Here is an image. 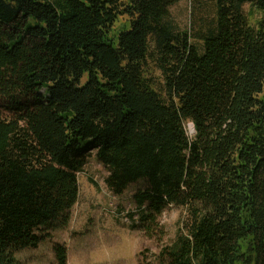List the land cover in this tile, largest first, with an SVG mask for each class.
I'll return each mask as SVG.
<instances>
[{"label": "trees", "instance_id": "obj_1", "mask_svg": "<svg viewBox=\"0 0 264 264\" xmlns=\"http://www.w3.org/2000/svg\"><path fill=\"white\" fill-rule=\"evenodd\" d=\"M179 1L0 0V264L68 227L92 155L113 196L143 181L145 236L185 208L165 264H264V0H191L214 10L200 46Z\"/></svg>", "mask_w": 264, "mask_h": 264}, {"label": "rangeland", "instance_id": "obj_2", "mask_svg": "<svg viewBox=\"0 0 264 264\" xmlns=\"http://www.w3.org/2000/svg\"><path fill=\"white\" fill-rule=\"evenodd\" d=\"M243 11L251 24H254L260 16L256 10L250 8L248 3L243 5ZM213 13V6L208 1L180 0L170 7L167 20L176 30L187 31L191 35V41L200 46L197 34L210 24ZM127 22L128 18L121 16L115 27L118 29ZM147 76L160 91L162 76L153 62H149ZM189 134L193 135V133ZM87 162L78 176L80 199L78 205L72 209L68 227L52 232L50 238L36 248L16 252L14 264H57L53 251L55 243L66 246V264H165L161 251L171 246L180 234L185 233L183 224L188 215L185 208L169 206L163 210L158 216L157 229L153 231L152 237L145 236L138 229L129 233L119 230L120 236H114L111 233L113 231L111 227L119 225V221H114V212L131 210L134 206L132 195L141 189L144 183L143 181L133 183L122 195L112 197L107 194L108 191L104 185L103 179L106 175L104 167L98 163L94 155ZM97 195H101L109 202L96 205L97 209L93 211L95 207L93 196ZM81 202L84 203L82 206ZM85 204L90 206L89 210L86 209L83 214L80 209ZM79 214L85 216L82 223L79 221ZM86 216H89L87 220Z\"/></svg>", "mask_w": 264, "mask_h": 264}, {"label": "crops", "instance_id": "obj_3", "mask_svg": "<svg viewBox=\"0 0 264 264\" xmlns=\"http://www.w3.org/2000/svg\"><path fill=\"white\" fill-rule=\"evenodd\" d=\"M83 169H84V167H83ZM82 169V170H83ZM78 182H79V177H78ZM108 191V190H107ZM108 195L110 194V195H112L109 191H108V193H107ZM79 196H80V183H79ZM78 196V200H77V203L74 205V207L76 206V205H78V203H79V199H80V197ZM112 197H115V196H113L112 195ZM93 201L95 202V207H94V209H93V211H96V209H97V207H96V205H98V204H100V205H102L103 203H105L106 201L107 202H109V200H106L104 197H102L101 195H97V196H93ZM92 203V202H91ZM82 204H84L83 202H81L80 203V205L82 206ZM86 206V207H85ZM85 206L83 207V208H81L80 210H81V212L84 214V211L86 210V209H88L89 208V206H90V204H85ZM112 206V205H111ZM107 209H111V208H109V207H106ZM105 208V209H106ZM89 210V209H88ZM80 215V222L82 223L84 220V217L85 216H83V215H81V214H79ZM89 216H90V214H88ZM89 216H86V220L88 219V217ZM111 217L113 218V216L111 215ZM71 221V220H70ZM114 221H119L118 220V218H115L114 217ZM119 225H121V227L123 226V228H121ZM119 225H116V226H112L111 228H112V230L113 231H111V233H112V235H114V236H120L118 233H120L119 232V230L121 231V230H124V232H126V233H129L130 231H133V230H135V229H133V225H124V224H122L120 221H119ZM124 227H126V228H124ZM129 231H128V230Z\"/></svg>", "mask_w": 264, "mask_h": 264}, {"label": "built area", "instance_id": "obj_4", "mask_svg": "<svg viewBox=\"0 0 264 264\" xmlns=\"http://www.w3.org/2000/svg\"><path fill=\"white\" fill-rule=\"evenodd\" d=\"M127 213H128V210H126V211H124V212H122V213L119 214V217H120V219H121V221L123 223L130 224V223H133V222H137L138 221V218H137L136 215L131 218V217H129L127 215Z\"/></svg>", "mask_w": 264, "mask_h": 264}, {"label": "water", "instance_id": "obj_5", "mask_svg": "<svg viewBox=\"0 0 264 264\" xmlns=\"http://www.w3.org/2000/svg\"><path fill=\"white\" fill-rule=\"evenodd\" d=\"M188 126H191L192 127V131H189L190 133H194L195 132V130H194V126H193V124L192 123H189V125Z\"/></svg>", "mask_w": 264, "mask_h": 264}, {"label": "bare ground", "instance_id": "obj_6", "mask_svg": "<svg viewBox=\"0 0 264 264\" xmlns=\"http://www.w3.org/2000/svg\"><path fill=\"white\" fill-rule=\"evenodd\" d=\"M190 127V131H192V127L191 126H189Z\"/></svg>", "mask_w": 264, "mask_h": 264}]
</instances>
